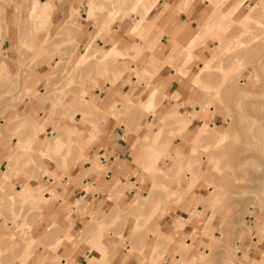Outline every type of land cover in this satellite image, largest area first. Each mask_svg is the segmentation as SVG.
Returning a JSON list of instances; mask_svg holds the SVG:
<instances>
[{"label":"rangeland","instance_id":"obj_1","mask_svg":"<svg viewBox=\"0 0 264 264\" xmlns=\"http://www.w3.org/2000/svg\"><path fill=\"white\" fill-rule=\"evenodd\" d=\"M90 1L92 0H86L84 5H80V11L73 10L70 21L66 20L57 32L51 33V22L41 26L37 19L40 16L36 13L31 14V18L37 20L38 27L43 30L42 36L16 51L14 60L16 72L13 75L2 77L0 71V129L15 127L13 131H8L1 137L0 141L4 138L10 141L14 139L10 150L13 155L10 159L18 151L21 153L16 163L19 166L17 172L19 175L16 176L19 180L12 181L14 176L7 186L0 188V264H37V258L44 256L46 251L56 253L63 240H69L65 235V228L56 221L45 222L42 209L34 204L38 200H44L46 196H51L52 200L59 198L56 195L53 197L54 188L66 175L68 165L74 161L90 160L89 151L104 133L102 125L110 119L116 120L118 124L124 123L127 133L132 131L139 133V142L143 144L141 157L142 161L145 159L144 163H140L141 160H136L135 163L142 175L149 177L150 180L144 178L145 183L141 189L136 190L134 197L128 198L130 203L137 196L147 203L151 198L143 197L156 192L154 203L160 205L158 212H161L165 198L174 196L175 190L187 189L188 186L192 194L202 198L197 205L202 212L196 217L203 224L198 233V238L202 242L199 247L192 244L187 247L190 248L188 251L183 249L173 253V262L248 264L246 244L252 243L255 237L259 241L264 238V4H254L253 9L252 5H249L248 9H251L256 17H248L249 19L242 23H234L232 16L227 12L233 7L226 8L229 0H207L214 6L217 14L215 10L207 14L208 21L205 23H216L222 19L220 22L224 21L227 26L209 31L208 35H204L205 41H201L203 38L198 40L202 43L195 44L194 50L191 51L193 57L189 62H186L184 58L186 55L183 52L180 55L174 51L169 53L166 61L161 62L156 58V54L151 52L148 54L155 48V40L153 41L151 35L159 30L157 26L141 34L127 33L129 38H138L144 43V46H136V49L122 48L113 40L122 32H130L136 15L144 18L146 14L140 0L138 4L135 0L122 2L94 0L100 3L103 9L97 13V17L90 19L92 25L89 26L87 33L88 40L79 44L78 40H75L78 33L74 34V30H77L79 22L87 24L84 17L87 15ZM186 1L188 0L179 1L174 8L186 9L190 4L186 5ZM5 2L6 0H0V34L3 32L1 20ZM168 7L165 10L173 9L171 5ZM217 8H220V11ZM128 13L133 14L124 18ZM66 24H69V29H66ZM202 29L203 26L200 27V31ZM107 32L110 33L100 37ZM210 40L214 44L209 42L207 45ZM210 45L213 48H210ZM112 46H117L120 51L107 50ZM200 47H203L201 49L203 52L207 51V56L198 57L195 50ZM176 49L179 51L178 44L174 50ZM212 49L218 50L215 58L212 57ZM5 58L6 53H3L1 46L0 61ZM101 60L107 64H98ZM197 60L202 63L199 64ZM164 64L177 71L186 64L189 72L196 64L194 73L199 72L203 65L201 72L196 74L195 81L203 96L197 108L193 104L187 106L178 93L172 96L165 95L154 82L152 83L155 74L160 70L158 68H162ZM119 68L135 75L138 82L134 84L129 79L130 91L123 96L118 107L117 104L114 105V111L111 112L90 100H93V89L105 87L108 78L112 80L115 76L112 73ZM199 76L201 81L197 80ZM143 82L144 88H140ZM155 91L157 107L151 108L149 95ZM83 96L85 99H82ZM145 98L147 101H144ZM28 106H36L30 119L24 115ZM88 106L93 109L90 110ZM160 108L164 113L158 117L156 109ZM212 108L216 110L217 122L214 120L212 122V118L211 126L215 128L216 133L228 132V139L226 138L221 145L205 142L192 151L191 144H195L196 139L194 137L203 126H206L202 114ZM143 113L153 114V119L155 118L150 126L151 132L148 130L151 134L149 138H145L143 132L140 133L139 130L143 128L139 125L137 129L134 128ZM54 120L55 124H52ZM193 120L197 121L192 130L185 135L181 133ZM49 126L52 128L47 129ZM144 128H149L148 124ZM194 131L197 133L189 142L190 138L188 140L185 136H192ZM169 141L171 145L175 144L185 153L182 155L181 163L168 155L172 152L167 146ZM79 152L83 153L84 157H81ZM9 160L6 156L4 162L0 163V180ZM45 160L55 161L62 174L57 176L56 173L45 171ZM97 161L100 163L99 157ZM98 166L100 171H106L100 164ZM45 174L53 176L57 180L56 184H44L41 179ZM26 179H31V184L35 185L34 188L32 186L31 193L28 192L20 199H16L15 203L10 201L9 196L18 194V190L25 187L22 185ZM139 181L142 180L139 178ZM36 186H40V189ZM133 186L119 182V189L122 192L129 191L134 188ZM84 188L91 195L98 192L97 187ZM46 192L48 194H45ZM111 198L118 200L115 196ZM154 203L152 207L155 206ZM87 208L85 199L65 207L69 219L75 213L74 210L83 218L84 229L78 234L80 241L87 244L90 251L101 246L98 253L92 254L100 256V260L97 261L96 258L90 260L86 255V264L94 262L109 264L108 261L112 257L124 262L136 260V264H164L165 257L161 260L158 247L156 246L154 252L150 250L149 245L153 238L150 236L153 233L150 224L145 227L144 238L137 244L130 240L132 228L127 229L131 217L134 218L133 224L137 220L135 214L123 213L120 221L118 217L113 219V216L108 221V216L102 214L99 217H104L102 220H105V223H99L95 231L91 232L88 227L96 225L92 223L96 217L90 214ZM147 209L150 210V204ZM186 211L182 206H177L171 214L172 223L175 225L178 220L184 221L182 216ZM127 215L130 217L123 226V220ZM212 225L217 237L215 234L208 235L205 231ZM186 231L191 233L193 230L187 228ZM138 232L139 230L135 235ZM195 235L193 232L192 241L196 239ZM156 237H159V234ZM58 240L60 244L55 248L53 244ZM196 252L201 253L199 258L194 257ZM55 258L61 260L57 254ZM70 261L71 259H67V262ZM253 263L260 264L258 261Z\"/></svg>","mask_w":264,"mask_h":264},{"label":"crops","instance_id":"obj_2","mask_svg":"<svg viewBox=\"0 0 264 264\" xmlns=\"http://www.w3.org/2000/svg\"><path fill=\"white\" fill-rule=\"evenodd\" d=\"M179 1L181 0H158V3H156L153 10L150 13H146L145 16L147 17L142 18L143 16L140 17L139 15H136V21L130 32H122L120 35H116L113 39L115 44H119L118 46H121L122 48L135 47L137 45L142 47L144 46V43L140 39L129 38L130 36H128L127 33H130L131 35L138 33L141 34L148 32V29H152L157 26L159 30L151 35L153 36V41L155 40V48L150 50L148 54H150V52L154 53L156 54V58L158 60L164 62L174 48V42L179 45V53L181 54L184 51V47L198 35L200 27L206 22V15L213 13L215 9L214 6L207 0H192L186 9L172 7V10H165L166 4L174 6ZM238 1L239 0H229L226 3V8L232 7ZM85 2L86 0H6L4 14L2 15L3 17L1 20L3 32L0 34L2 50L4 54L6 53V58L0 61V71L2 77L9 74L13 75L16 72L14 66L16 51L23 49L25 45L37 40V37L42 36L43 30L38 27V21L31 18V12L34 4L35 10L39 9L41 12L43 11V6L47 5L48 8L44 10V17L46 20L45 23L51 22L50 31L52 33L55 31L57 32L65 21L70 19V15L73 10L79 9L80 11V5H84ZM257 3L259 5H263L264 0H243L240 8L232 15L233 22L242 23L249 16L255 18L256 14L252 13L251 9H248V6ZM89 4L88 11L90 9ZM130 14L133 13H128L125 17ZM37 19L39 21L41 20V18ZM85 21H87V24L85 23L83 25V23L79 22L76 27L77 30H74V34L78 33L75 40H78L79 44H83L88 40L87 33L89 32V26L92 25L90 23L91 20ZM110 32L104 33L100 35V37H105ZM96 35L98 36V31ZM100 42L102 43V41ZM209 42H211V40L208 41L207 45H209ZM211 44H214V42H211ZM113 47L114 46L107 50H111ZM202 48L203 47H200L195 50L198 57L207 56V51L203 52L201 50ZM210 48H213V46L210 45ZM211 52L213 54L212 57L214 58L218 54V50L215 49H212ZM148 57H150V55H148ZM203 59L207 60L208 58ZM238 61L242 60L238 59ZM197 62L199 64L202 63L200 60H197ZM99 64H107V62L101 60ZM195 65L192 66L190 72L188 71L186 74L188 76H183V74H180L175 68H172L168 64H164L155 74L152 83L154 82L158 89L165 95L169 94L172 96L173 94L178 93L181 96L180 99L184 100L187 106L193 104L197 108V104L203 99V96L198 90V86L195 84L196 74L198 73H194ZM118 70L124 69L119 68ZM129 79H131L134 84H137L138 82L135 75L128 74L125 70L123 75L113 84L108 78V82L105 87L93 89V100L90 101H95L102 109L113 112L114 105L119 104L123 96L130 91L131 84ZM144 84L145 83L143 82L140 88H144ZM152 93L157 92L155 91ZM82 99H85V97L83 96ZM144 101H147L146 98ZM165 104L166 103L164 102V105ZM35 108L36 106L27 107L24 111L26 118H31ZM163 111L164 110L161 108L160 110L156 109V115L158 117L163 115ZM170 111L171 110H169V112ZM153 117V114L143 113L142 117H140L139 120L136 121V125H134V128L136 129L138 125L140 128H143L139 131L140 133L143 132L145 138L151 137L150 132L152 128L150 126L152 125V121L155 120ZM216 117L217 114L214 108L206 110L202 114L203 122H207L210 126L212 118V122L213 120L217 122ZM196 121L193 120L192 124L181 133H184L185 135L191 131L195 126ZM52 124H55V120L52 121ZM146 124H148L149 128H144ZM202 124L200 126H202ZM50 127L52 128V126H49L47 129ZM102 127L104 128V133H102L101 137L94 143L93 149L89 151L88 156L90 157V160L72 162L66 169V175L63 176L60 182L55 186L53 197L56 195V197L59 198L57 200H52L53 198L51 196H46L44 197V200H38L34 204L42 209L45 222L48 223V221H56L60 223L61 227L65 228V235L69 237L68 241L63 240V244L61 246H59L60 240L53 244L55 245V248H58L59 246L56 253L46 251L44 256L37 258V264H43L44 262L45 264H86V255L90 257V260L93 258H96L97 261L100 260V256H92V254L98 253L101 246L98 247V249L90 251L88 245L83 244L78 237V234L84 229L81 214L74 210L75 213L72 214V218L69 219V216L65 211V207L67 205L78 203L83 199L87 200V211L96 217L93 222L91 221L96 225L88 227L91 232L92 230L95 231L94 229H96L95 227L99 225V223H105V220H102L104 217H99L102 214H106L108 216V221L115 215L118 217V221H120L122 220L123 213H133L135 214L137 220L133 224L134 218L131 217L129 219L130 224L127 225V229L129 230L132 228V231L130 232V240L139 244L141 242L140 239L144 238L145 227L150 224L153 228V233L150 235L153 237L149 245L150 250L154 252V249H156L157 246L158 254L161 257V260L165 257L164 264H176L172 259L173 253L183 249L188 251L190 248L187 247L192 244L194 247H199L202 242L198 238V233L200 231L199 228L203 224L196 218L199 216L200 212H202V210L198 209L199 207L197 206L199 202L202 201V198L196 194H192V192L188 190V186L187 189L180 188V190H175L176 192L174 191V196L165 198L162 204L163 209L161 212H158L160 205H158V203L157 205L154 203L156 192L150 193L149 195L147 194L143 197L144 199H147L148 197L151 198L147 203H145L144 200H141L139 198L140 196H137L130 203L128 198L135 196L136 190L141 189L145 183V179L150 180L149 177L142 175V172L138 169L135 163L136 160L142 161L141 152L143 144L142 142H139V133L136 131L127 133L126 125L124 123L118 124L116 120L113 119H110L107 123L103 124ZM14 128V126H9L7 128L0 129V138L4 137L8 131H13ZM148 130H150V132ZM196 133L197 132L194 131L192 136L188 135L187 137L186 135L185 138L188 140L190 138L189 142H191ZM13 140L14 139H11L10 141V139L4 138L3 141H0L2 142V145H0L1 164L4 162L6 156L9 160L13 155V153H10ZM167 146L170 147L172 151L168 155L172 158H176L177 162L181 163L182 155L185 154L182 149L177 147L175 144L171 145L170 141L167 143ZM97 157H99L100 163L97 161ZM144 160L145 159H143L140 163L143 164ZM44 164L46 167L45 171L56 173L57 176L62 174V171L55 161L45 160ZM99 164L106 169L105 172L99 170ZM17 175H19V173H17ZM16 176L12 179V181L19 180ZM139 178L142 181H139ZM41 180L44 184L49 183L51 185L56 184L57 181L53 176H48L46 174L43 175ZM119 182L122 184H133L134 188L129 191L122 192V190L119 189ZM22 186H28L31 189L32 186L34 188L35 185L31 184V179H26L24 180ZM84 186L97 187L98 192L91 195L88 190L84 188ZM39 187L40 186H36V188L40 189ZM45 194H48V192ZM113 196L118 198V200H112L111 197ZM173 198H176V203ZM153 203L155 206L152 207ZM149 204L150 210L147 209ZM177 206H182V208L187 211L185 213L183 212L182 219L184 221L178 220V222L174 225V222L172 223L171 214L173 213L172 211H175ZM129 217L127 215L124 218L123 226H125L126 219ZM88 220H90V216ZM187 228H190L193 231L189 233L186 231ZM138 230V234L135 235V232ZM205 231L208 235H217L213 225L206 228ZM193 232L196 233L194 236L196 239L194 241H192ZM158 234L159 237H156ZM83 242L85 243L86 241ZM246 246L248 250V264H253L255 261H258L260 264H264V238L259 241L258 238L255 237L254 241L252 243L249 242ZM201 248L202 247H200L199 250H201ZM56 254L61 258V260L55 258ZM107 255H109L108 249ZM200 256L201 253L199 252L194 254L195 258H199ZM67 259H71V261L67 262ZM108 262L109 264H136V260H125L124 262L116 257H112Z\"/></svg>","mask_w":264,"mask_h":264},{"label":"bare ground","instance_id":"obj_3","mask_svg":"<svg viewBox=\"0 0 264 264\" xmlns=\"http://www.w3.org/2000/svg\"><path fill=\"white\" fill-rule=\"evenodd\" d=\"M120 2H122L123 0H119ZM134 1V0H133ZM114 2V1H113ZM242 2H243V0H239V2L236 4V5H234V6H232L233 8H232V10L230 9V10H228L227 12H229L228 13V15L229 16H232L233 15V13H236L237 12V10L240 8V6L242 5ZM135 3L136 4H138L139 3V0H135ZM140 3L141 4H143V11L145 12V14L146 13H150L152 10H153V8H154V6L156 5V3H158V0H140ZM188 3H190V0H188V1H186V5L188 4ZM167 6H165V8L166 7H168V4H166ZM188 5H190V4H188ZM137 6V5H136ZM89 7H90V9H89V11H88V13H87V17L86 18H84V20H90V19H94L95 17H97V13L99 12V11H102V6H101V4L100 3H96V1H91L90 2V4H89ZM253 7H254V4L252 5V9H253ZM46 8H48L47 7V5H44L43 6V11L41 12V11H39V9L37 10V11H35L34 12V10H35V5H34V9H32V12H31V14H34V13H36L37 14V16H40V18H41V20L39 21V24L41 25V26H43L44 24H45V15H44V10L46 9ZM169 8V7H168ZM173 8H174V6H173ZM255 8V7H254ZM167 9V8H166ZM218 9V8H217ZM220 9V8H219ZM218 9V10H219ZM217 10V11H218ZM220 11V10H219ZM218 11V12H219ZM231 11V12H230ZM233 11V12H232ZM126 14V13H125ZM215 14H217L216 13V10H215ZM226 15H227V13H226ZM124 17H125V15H124ZM144 17H145V15H144ZM216 17V16H215ZM214 17V18H215ZM250 17V16H249ZM209 18V17H208ZM221 18V17H220ZM220 18H217V19H220ZM211 19V18H210ZM226 19V18H225ZM245 19V18H244ZM249 19V18H248ZM222 20V19H221ZM220 20V21H221ZM223 20H224V18H223ZM70 21V19L67 21V22H69ZM206 21H208V20H206ZM213 21H215L214 19H213ZM216 22V23H209V24H206V23H204L203 24V29L199 32V34L195 37V38H193L192 39V41L191 42H189V44H187L186 46L187 47H185V50L183 51V53H184V55H186V57H184V58H186V62H189L191 59H192V57H193V54H192V52L191 51H193L194 50V46H195V44L196 43H198V44H200V43H202L201 41H205L204 39H206V37L204 38V35L206 36V34L209 32V31H211V30H213L214 28H216V27H222V26H227L226 24H224V21L223 22ZM209 22H210V20H209ZM229 27V26H228ZM227 27V28H228ZM70 28V26H69V24H66V29H69ZM139 29V28H138ZM139 31H140V29H139ZM137 33V32H136ZM212 33V32H211ZM209 34V33H208ZM207 34V35H208ZM233 36V35H232ZM201 38H203V40H201L200 42H198V40H200ZM138 46V45H137ZM176 46H177V43H175V45H174V48H176ZM136 47V46H135ZM135 47H133V48H135ZM196 47H198V46H196ZM174 48L172 49V51H174V52H179L177 49L176 50H174ZM193 48V49H192ZM113 50H115L116 52H118V51H120V49L118 48V47H113L112 48ZM136 49V48H135ZM182 54V53H181ZM180 54V55H181ZM245 57V56H244ZM179 58V57H178ZM100 62H98V64H99ZM187 64V63H186ZM185 64V66H183V67H181V68H179L178 69V72L179 73H182V74H187L188 73V68H187V65ZM158 69H160V68H158ZM203 69V65H202V67L200 68V70H199V72H201V70ZM242 69V68H241ZM146 70V69H145ZM114 71V70H113ZM109 72V71H108ZM112 72V71H111ZM110 72V73H111ZM146 72H148V71H146ZM156 72V71H155ZM198 72V73H199ZM123 73H124V70H116L114 73H112V74H115V76H114V78L113 77H111L112 76V74L110 75V77H111V81L114 83V82H116L122 75H123ZM151 73H152V71H151ZM105 74H107V72L105 73ZM109 75V74H108ZM202 79V78H201ZM197 80H200V76L198 77V79ZM201 81V80H200ZM112 83V84H113ZM202 84V83H201ZM200 84V85H201ZM204 87V86H203ZM177 90V89H176ZM157 94V93H156ZM156 94L155 93H151V95H150V107L151 108H155V107H157V105H156V102H155V97H156ZM84 101V100H83ZM87 103H88V101H87ZM87 103H85V104H87ZM84 104V105H85ZM118 105L119 104H117L116 106L118 107ZM86 107V106H85ZM89 107V106H88ZM88 109V108H87ZM89 109L90 110H92L90 107H89ZM95 110V109H94ZM85 112V111H84ZM95 112V111H94ZM98 113V112H97ZM97 115H99V114H97ZM263 115V114H262ZM100 116V115H99ZM98 116V117H99ZM100 118H98V120H99ZM114 120V119H113ZM100 121V120H99ZM206 123V126L204 127H202L201 129H200V131H199V134L198 135H196L194 138H196L194 141H195V144H191L192 145V147H193V149H192V151H195L196 149H197V147L201 144V146H202V143H205V142H209V144L212 142V143H215L216 145H221L222 144V142L227 138L228 139V137L227 136H229L228 135V132H226L225 134H220V133H216V131H215V128L214 127H212V126H210L207 122H205ZM207 126H208V129H207ZM219 131V130H218ZM215 135H217V136H215ZM80 142H82V141H80ZM83 143V142H82ZM21 151H23V150H21ZM20 151H18L10 160H9V164H8V167H7V169L6 170H4L3 171V175H2V177H1V180H0V188H4V186H7V184H8V182H10V179L12 178V177H14V176H16L17 174V172H18V167L19 166H17L18 164H16L17 163V160H18V156H19V154L21 155V153H19ZM43 152H46V151H43ZM82 152V151H81ZM80 153V152H79ZM81 154V153H80ZM83 154V153H82ZM81 154V157L83 156ZM84 157V156H83ZM81 159V158H80ZM19 163V162H18ZM17 166V167H16ZM149 168V167H148ZM17 170V171H16ZM148 171H149V169H147ZM122 188V187H121ZM30 188L28 187V186H25V187H22V190H18V194H14V195H12V196H9L10 197V201L12 200L14 203L16 202V199H20L22 196H25L26 194H28V192L29 193H31L30 192ZM9 201V202H10ZM11 203V202H10ZM10 203H9V205H10ZM138 203V202H137ZM12 204V203H11ZM144 206V205H143ZM142 209V208H141ZM4 210V209H3ZM2 210V211H3ZM11 210V209H10ZM1 212V211H0ZM139 212V211H138ZM5 216V215H4ZM138 216V215H137ZM117 218V216L115 215V216H113V219H116ZM29 224V223H28ZM0 231H1V229H0ZM9 245V244H8ZM12 257V256H11ZM94 262V261H93ZM256 262V261H255ZM90 264V263H89ZM94 264H95V262H94ZM100 264V263H99ZM254 264V263H253ZM255 264H257V263H255Z\"/></svg>","mask_w":264,"mask_h":264}]
</instances>
